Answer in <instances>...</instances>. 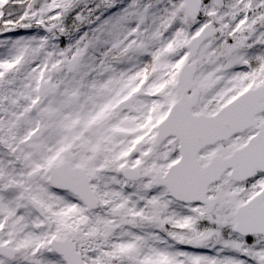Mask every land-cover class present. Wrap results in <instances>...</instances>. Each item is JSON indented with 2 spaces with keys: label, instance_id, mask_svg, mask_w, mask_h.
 <instances>
[{
  "label": "snow or ice",
  "instance_id": "1",
  "mask_svg": "<svg viewBox=\"0 0 264 264\" xmlns=\"http://www.w3.org/2000/svg\"><path fill=\"white\" fill-rule=\"evenodd\" d=\"M0 264H264V0H0Z\"/></svg>",
  "mask_w": 264,
  "mask_h": 264
}]
</instances>
